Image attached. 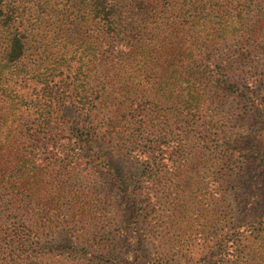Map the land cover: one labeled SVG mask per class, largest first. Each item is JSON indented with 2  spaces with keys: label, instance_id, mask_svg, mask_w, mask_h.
Listing matches in <instances>:
<instances>
[{
  "label": "trees",
  "instance_id": "16d2710c",
  "mask_svg": "<svg viewBox=\"0 0 264 264\" xmlns=\"http://www.w3.org/2000/svg\"><path fill=\"white\" fill-rule=\"evenodd\" d=\"M254 162L264 197V0H0V264H264Z\"/></svg>",
  "mask_w": 264,
  "mask_h": 264
},
{
  "label": "rangeland",
  "instance_id": "374dc122",
  "mask_svg": "<svg viewBox=\"0 0 264 264\" xmlns=\"http://www.w3.org/2000/svg\"><path fill=\"white\" fill-rule=\"evenodd\" d=\"M114 165H116L125 175L132 173L136 168V165L131 161H123L118 158L114 159ZM258 167V163L255 162L246 167L245 185L240 191L243 203L239 206L236 213L239 220L247 219V221H252L264 213V197L258 196L254 192L255 177L261 171ZM128 206L129 204L127 201L122 202L121 208H123V218L120 222L119 228L113 233L116 241H111V244H116L117 253L123 257L124 261H132L134 259V246L138 239V231L141 230V225H139L138 228H134L132 224H130L129 212L127 209ZM8 229L9 226L7 221L0 217V263L6 258L4 249L9 241L6 239V232ZM66 242L67 238L63 235H58L50 245L66 244ZM151 251V244L146 245L144 248V256H142L138 264H154L151 260ZM47 262L50 261L47 260Z\"/></svg>",
  "mask_w": 264,
  "mask_h": 264
}]
</instances>
